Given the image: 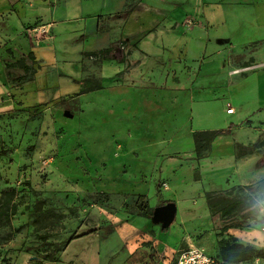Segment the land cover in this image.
<instances>
[{
	"label": "rangeland",
	"instance_id": "rangeland-1",
	"mask_svg": "<svg viewBox=\"0 0 264 264\" xmlns=\"http://www.w3.org/2000/svg\"><path fill=\"white\" fill-rule=\"evenodd\" d=\"M237 52L248 67L242 82L222 83L223 102L231 100L230 96L242 97L249 75L253 74L251 81L256 71L264 69V34H253ZM21 55V51L13 53L9 60ZM87 61L84 64L92 67L85 75L98 71L99 59ZM14 73L23 70L15 67ZM33 75L27 73L22 82L33 80ZM28 94L25 99L31 102L34 96ZM152 96L147 90L104 89L83 98L63 94L51 99L46 109L24 106L21 113L11 116L17 119L16 125L7 126V117L1 116L0 195L15 187L18 210L9 223L0 224V264H176L184 249L195 247L218 263H250L227 262L221 252H210L218 243L214 230L218 229V235L223 229L220 221L224 216L211 205L213 195L206 192L228 186L218 176L227 173L232 181L236 178L231 168L235 160L227 158L217 168V158L209 155L190 168L185 156L192 150L199 157L210 152L212 132L198 130L202 126L219 125L218 129L231 128L227 134H234L238 124H232L231 118L249 117L250 131L264 136V108L246 113L240 104L227 117L218 104L213 107L218 119L208 122L211 114L207 111L193 118L188 95L183 98V102L188 100V108L177 112L156 105ZM232 105L235 108L234 102ZM65 109L74 115H65ZM260 153L254 164L259 167L264 164L263 149ZM167 154H177L178 162L167 166ZM249 185L259 194L263 177ZM146 201L150 209L174 201V222L163 230L161 222L141 212ZM38 206L43 209L41 214ZM239 217L241 226L264 229L260 201H252ZM110 225L112 231L108 232ZM199 228L208 229L209 241L178 242L180 235H196ZM221 233L230 236L225 230ZM175 242V248L169 247Z\"/></svg>",
	"mask_w": 264,
	"mask_h": 264
},
{
	"label": "crops",
	"instance_id": "crops-1",
	"mask_svg": "<svg viewBox=\"0 0 264 264\" xmlns=\"http://www.w3.org/2000/svg\"><path fill=\"white\" fill-rule=\"evenodd\" d=\"M120 11L126 15H115ZM256 33L264 34V0H0V118L7 117L10 127V123L17 122L11 116L21 113L24 106L46 109L51 99L63 94L75 93L83 98L101 89L134 93L147 90L156 105L176 112L188 108V100L183 102L188 95L193 118L207 111L211 114V120L205 119L208 122L218 119L213 109L218 104L227 117L236 113L240 104L251 113L264 108V69L256 71L251 81L253 74L249 75L244 92L250 88L242 97H236L239 101L230 96L231 100L224 103L220 87L223 82H242L241 75L248 66H243L237 51ZM109 46L113 47L112 58L99 59L98 71L85 75L92 64L84 63L98 58L84 52ZM18 51L33 52L35 72L33 80L14 85L6 62ZM85 77L100 81L103 87L81 93L79 80ZM253 81L254 87L249 86ZM28 93L34 96L31 102L25 99ZM232 102L235 110L228 112ZM241 117L230 120L238 124L234 134L213 136L219 125L200 127L198 130L212 132L210 152L199 157L192 150L185 156L190 168L209 155L217 158L213 162L217 168L227 158L235 160L231 168L236 178L232 181L227 173L218 176L228 186L206 192L213 195L210 202L217 210L237 198L243 199L236 210L223 215L222 226L239 221L254 200L260 201L264 210V186L254 194L249 185L264 176V164L254 165L260 151H264V136L251 132V119ZM256 141L255 148L239 154L237 143L250 145ZM167 155V166L178 162L177 154ZM199 230L196 235H180L178 242L209 241L208 229ZM216 231L217 243L220 236ZM225 232L244 243L264 247V229L260 227L230 226ZM178 242L166 245L175 248ZM210 250L220 254L218 243ZM259 260L256 256L246 261L264 264Z\"/></svg>",
	"mask_w": 264,
	"mask_h": 264
},
{
	"label": "trees",
	"instance_id": "trees-1",
	"mask_svg": "<svg viewBox=\"0 0 264 264\" xmlns=\"http://www.w3.org/2000/svg\"><path fill=\"white\" fill-rule=\"evenodd\" d=\"M118 16H125V11H120L115 13ZM113 50L112 46L102 48V49H95L91 51H85L84 54L88 56H94L98 59H110L112 58L111 52ZM29 59V60H28ZM123 59V57L121 58ZM34 60L33 52L29 51L28 53H22L20 57H17L15 61L7 60L6 67L7 73L14 85H19L22 83V80L26 77V74L32 72L34 74L35 67L31 63ZM18 67L23 70V73L19 75H15L14 68ZM19 79V80H18ZM82 83L81 93L87 92L96 88L103 87L100 81H96L91 77H85L79 80ZM20 82V83H19ZM41 104V103H40ZM29 108L32 109V106ZM38 109V108H35ZM231 132V128H220L214 131V135L218 134H227ZM257 141L250 145H244L242 143H237L236 146L238 147L239 154H244L247 151L255 148ZM264 180V176H263ZM16 192L15 187H10L1 192L0 195V224L9 223L11 218L18 210V203L14 200V195ZM143 197V194L140 195V198ZM164 202V201H163ZM243 202L242 198H237L225 206H223L219 211L222 215H227L234 210ZM40 201H37L36 204L38 205ZM149 207L148 201L145 202L144 205L140 208L141 212L145 213L150 218L153 216L154 207ZM37 212L41 214L43 209L41 206L36 208ZM239 221H233L231 223L223 225V230H227L230 226H239ZM169 226V225H168ZM168 226H163L164 229H167ZM108 232L112 231V225H110V229H106ZM92 231H94L92 229ZM220 238L218 239V244L220 248V252L222 255V259L227 262L232 261H242L247 260L250 258H254L256 256H264V247H257L251 243H244L240 241L236 236L230 234L229 237L223 236L221 231L218 233ZM73 238V237H72ZM57 248L54 249L56 251Z\"/></svg>",
	"mask_w": 264,
	"mask_h": 264
},
{
	"label": "built area",
	"instance_id": "built-area-1",
	"mask_svg": "<svg viewBox=\"0 0 264 264\" xmlns=\"http://www.w3.org/2000/svg\"><path fill=\"white\" fill-rule=\"evenodd\" d=\"M235 110L234 106L229 104L227 107L228 112H233ZM176 264H223L218 263L214 257L205 253L203 249L200 248H190L184 249L180 254Z\"/></svg>",
	"mask_w": 264,
	"mask_h": 264
},
{
	"label": "water",
	"instance_id": "water-1",
	"mask_svg": "<svg viewBox=\"0 0 264 264\" xmlns=\"http://www.w3.org/2000/svg\"><path fill=\"white\" fill-rule=\"evenodd\" d=\"M64 114L67 116H73L74 113L69 109H65ZM177 212V205L174 201H168L159 205H156L153 210L152 219L154 222H161L162 226L170 225Z\"/></svg>",
	"mask_w": 264,
	"mask_h": 264
}]
</instances>
